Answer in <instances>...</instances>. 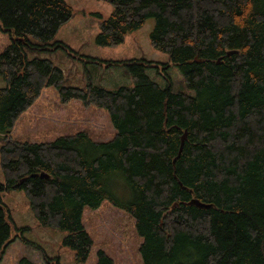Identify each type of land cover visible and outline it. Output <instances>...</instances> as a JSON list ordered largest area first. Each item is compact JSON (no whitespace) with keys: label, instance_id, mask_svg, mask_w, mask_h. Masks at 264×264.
<instances>
[{"label":"trees","instance_id":"trees-1","mask_svg":"<svg viewBox=\"0 0 264 264\" xmlns=\"http://www.w3.org/2000/svg\"><path fill=\"white\" fill-rule=\"evenodd\" d=\"M103 1L113 12L100 22L97 43L116 46L155 17L152 46L170 55L196 95L173 92L167 72L168 84L160 86L147 73L158 62L143 59L107 61L127 66L133 87L64 85L62 69L47 58L29 60L26 46L64 47L54 38L73 17L72 6L0 0V31L12 40L0 54L7 83L0 87V190H24L38 222L66 232L63 244L79 263L93 247L85 208L108 199L134 217L144 239L143 264H264V0ZM51 85L63 102L106 108L115 136L95 141L79 131L51 142L13 138L20 116ZM114 172L133 189L131 201L109 188ZM7 212L0 199V259L11 242ZM17 264L35 263L23 257ZM96 264L116 262L99 250Z\"/></svg>","mask_w":264,"mask_h":264},{"label":"rangeland","instance_id":"rangeland-1","mask_svg":"<svg viewBox=\"0 0 264 264\" xmlns=\"http://www.w3.org/2000/svg\"><path fill=\"white\" fill-rule=\"evenodd\" d=\"M73 8V17L58 30L54 41L65 46L54 48L42 46L32 49L26 46L29 60L47 58L60 67L64 85L87 88L89 82L109 90L122 86L133 87L131 70L127 66H109V60L143 59L158 62L148 67V75L160 86L166 87L167 72L172 79L173 92L196 95L187 86L179 67L171 61L168 53L154 48L151 33L156 19L149 17L144 25L127 33L122 43L103 46L97 43L100 22L113 12V6L103 0H67ZM33 43L38 39L30 36ZM9 32L0 31V54L11 43ZM53 41V42H54ZM163 63L169 66L163 69ZM7 85L0 76V87ZM87 131L95 141L112 139L117 130L109 111L95 104L86 105L81 99L63 102L58 89L46 87L41 96L18 119L11 135L19 141L51 142L59 136ZM4 143L0 133V147ZM0 182H5L0 165ZM109 188L123 201H131L134 191L120 172L109 178ZM0 199L7 206V220L11 225L10 244L1 256L0 264H17L23 257L35 264H49L45 255L60 264H96L98 251L104 250L116 264H143L140 247L144 241L137 232L134 217L123 207L104 200L94 209L86 207L83 223L93 239L88 260L75 261L74 251L63 244L66 232L41 225L31 211L29 199L22 189L0 190Z\"/></svg>","mask_w":264,"mask_h":264},{"label":"water","instance_id":"water-1","mask_svg":"<svg viewBox=\"0 0 264 264\" xmlns=\"http://www.w3.org/2000/svg\"><path fill=\"white\" fill-rule=\"evenodd\" d=\"M185 138H186V132H185V134L183 135V137H182V144H181V148H180V153H181V151H182V149H183V145H184V140H185ZM180 153H179V155H180ZM178 155V156H179ZM41 176L42 177H48L47 175H45V174H41ZM190 203H195V204H197L198 206H200V207H208L209 205H207V204H205V203H202V202H200L198 199H192L191 201H190Z\"/></svg>","mask_w":264,"mask_h":264}]
</instances>
